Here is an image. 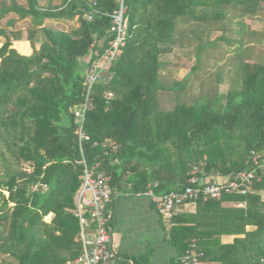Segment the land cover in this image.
Returning <instances> with one entry per match:
<instances>
[{"label":"trees","instance_id":"obj_1","mask_svg":"<svg viewBox=\"0 0 264 264\" xmlns=\"http://www.w3.org/2000/svg\"><path fill=\"white\" fill-rule=\"evenodd\" d=\"M93 2L102 13L117 9L116 0H63L48 7L28 0V7L14 3L2 13L31 19L34 31L42 33L27 40L34 48L41 46L26 56L14 48L23 38L0 31L6 38L0 48V258L6 264H66L83 252L74 215L83 155L70 109L84 102L88 62L82 65L83 59L95 39L109 40L112 27L107 16L86 18ZM126 4V46L109 76L95 86L87 113L85 131L91 141L82 145L87 163H101L114 188L130 186L135 193H146L157 184L155 194L182 189L190 165L205 158L207 174L232 177L250 171L252 152H264V67L245 64L242 89L231 90L224 100L196 101L183 92L185 81L175 85V108L164 111L159 94L165 89L161 72L169 59L178 57L176 49H194L202 62L219 55L213 52L218 47L238 43L243 48L255 31L236 41L227 32L235 31L236 17L264 14V0ZM76 18L80 26L70 33L44 27L47 20ZM221 27L225 32L212 40ZM252 51L250 46L249 57ZM106 140L120 145L116 154H106ZM194 205L196 213L173 218L177 264L193 240L205 252L206 263L264 264V175L248 195ZM223 236L236 238L224 244Z\"/></svg>","mask_w":264,"mask_h":264},{"label":"built area","instance_id":"obj_2","mask_svg":"<svg viewBox=\"0 0 264 264\" xmlns=\"http://www.w3.org/2000/svg\"><path fill=\"white\" fill-rule=\"evenodd\" d=\"M92 13L86 18L93 21L94 15H103L111 19V31L109 40L95 39L91 45L88 56V67L84 81V102L70 109L77 124L76 135L80 142V151L83 159L78 164L84 167L80 176L81 186L76 195L75 217L80 224L79 240L83 246V252L75 260L66 264H109L117 258V251L113 246L112 228L110 222L113 212L110 205L113 201L114 187L111 185L112 175L101 169V163L90 166L84 157L83 142L91 141V137L85 131L87 113L92 102V94L97 84L101 83L108 74L110 67L122 54L128 38L129 14L126 0H116L117 9L113 13H102L95 9L97 3L91 4ZM108 99L112 94L106 95ZM98 145L95 143V146ZM106 154H116L120 145L112 140H106L103 145ZM252 169L240 172L225 182H206L204 169L207 160L199 164H191L187 184L180 190L167 194H155L154 188L158 185H149L146 193L161 217L171 219L182 207L195 204L198 200L204 202L222 200L228 195H248L253 191L255 182H261L264 175V152L253 151L250 158ZM205 252L198 242L193 240L184 256L181 264H206Z\"/></svg>","mask_w":264,"mask_h":264},{"label":"crops","instance_id":"obj_3","mask_svg":"<svg viewBox=\"0 0 264 264\" xmlns=\"http://www.w3.org/2000/svg\"><path fill=\"white\" fill-rule=\"evenodd\" d=\"M264 14L255 16L258 21H264ZM228 16V15H227ZM256 19V20H257ZM241 20V21H239ZM252 19L249 16L236 17L233 23L232 32L234 40L241 39L242 35L249 31H255L259 39L252 44L239 48L238 43L218 47L213 52L220 60H213L209 55L208 59L200 62L197 59L194 49L178 48L177 58L169 59L166 68L161 72L165 89L159 94L161 108L164 111H172L177 104L178 92L175 91L177 83L187 81V88L184 93L189 94L194 100L205 99H226L231 90H241L244 82L243 67L249 62H257L264 67V29L256 28L250 25ZM244 26V29H243ZM262 28V29H259ZM214 31L212 40H216L225 30ZM256 29V30H255ZM215 30V29H214ZM261 30V31H260ZM24 41L16 42L21 44ZM253 47L252 56H248V48ZM19 51V50H18ZM192 51V58H187ZM20 52V51H19ZM24 55V54H23ZM223 62H222V61ZM194 69V70H193ZM189 70L188 74L179 78L176 71ZM173 72V75L171 74ZM205 85H208L207 87ZM206 159V158H205ZM204 160V159H203ZM203 181L208 179L211 182H225L229 178L221 176L219 173H205ZM113 201L110 210L113 217L110 222L113 236V246L117 251V258L109 264H177L178 252L171 242L174 226L173 218L180 217L183 214L196 213L197 206L192 204L182 207L180 211L171 219H164L157 212L152 199L144 193H135L129 186L114 188ZM50 215L48 218H52ZM251 230V228H248ZM235 236H223L222 242L230 244L234 242ZM206 264H217L207 262Z\"/></svg>","mask_w":264,"mask_h":264},{"label":"rangeland","instance_id":"obj_4","mask_svg":"<svg viewBox=\"0 0 264 264\" xmlns=\"http://www.w3.org/2000/svg\"><path fill=\"white\" fill-rule=\"evenodd\" d=\"M63 0H38L39 5L41 7H48L50 5L52 6H59L62 4ZM14 3L22 6V7H28V0H0V31L3 30H8L9 33H11V35L13 36V33L19 35L21 38L24 39L25 42L21 43V44H16L14 43V48L19 50L21 54H24L26 56H31L35 50V48L37 50L40 49V44L37 43L35 48L34 46H32L31 42L27 41L30 38H35V39H39L42 35L40 29L34 31V26L33 23L31 21V19H26V20H20L19 16L16 15L15 13H10L7 14L5 16H2L3 14V10L4 8H9L11 7ZM259 10V8H258ZM262 13V12H261ZM261 14L258 13L257 16H260ZM264 17V15H263ZM254 17L252 19V21H250V25H252L253 27L258 28L259 27H263L264 26V21H258V19ZM80 23L78 21V18H76L74 21L71 22H64V21H60V20H47L44 23V27L46 28H51L54 29L56 31H64V32H71L77 28H79ZM262 29V28H259ZM256 30V29H255ZM264 31V29H262ZM261 31V30H260ZM256 39L258 40L259 37H252L249 38L248 42L251 41L255 42ZM6 42V38L3 37L0 34V48L3 46V44ZM224 47V46H221ZM178 55L181 52H177ZM193 52L190 51L189 55L186 56L187 58H192ZM177 58V57H175ZM211 59L213 60H220V58L218 56H211ZM222 61V60H221ZM88 62V58H84L82 61V65H87ZM223 62V61H222ZM189 70H181V71H176L175 73L177 77L181 78L183 76H185L186 74H188ZM173 75V72L171 73ZM109 76L108 74L106 75V77ZM25 168H27L29 171L31 170V168L28 165H25ZM207 182H211L210 179L207 180ZM46 221L50 222V218H47ZM0 264H6L1 258H0Z\"/></svg>","mask_w":264,"mask_h":264}]
</instances>
